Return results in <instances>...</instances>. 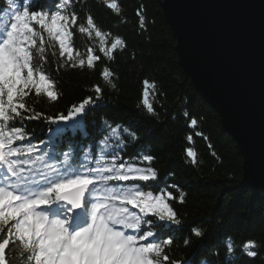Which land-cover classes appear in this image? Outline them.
I'll return each mask as SVG.
<instances>
[{
  "label": "trees",
  "instance_id": "obj_1",
  "mask_svg": "<svg viewBox=\"0 0 264 264\" xmlns=\"http://www.w3.org/2000/svg\"><path fill=\"white\" fill-rule=\"evenodd\" d=\"M19 2L28 3L30 9L35 5L38 10L54 14L60 0ZM108 2L118 4L119 15L106 7L104 0H71L69 6L61 10L62 14L74 12L77 16L76 24L70 27L72 35L68 40L73 48V61L67 60V53L61 56L57 40L49 39L46 32L33 24L44 37V52L38 51L40 41L37 38L33 54L42 57V70L55 82L53 90L59 94V99L52 102L46 94L36 96L33 92L26 98L28 107L47 116L67 115L74 105L96 95L94 86L99 85L103 90L101 99L95 105L87 106L85 114L77 117L75 122H61L59 127L65 131L59 137L49 140L52 129L58 125H50L44 119L23 121L29 138L39 148L33 159L35 156H42L44 160L49 157L63 159V153L69 151L78 158L85 153L98 158L101 148L110 152L115 146L113 141H109L107 147L101 143L110 131L104 122L108 121L112 127H129L138 133L143 143L137 147V142H131L121 153L123 159L144 167L146 162L141 163L137 154L153 155L156 159L152 166L157 170V181L148 183H159L165 189L166 200L168 192L176 197L167 202L181 218L183 230L175 233L169 253L172 259L183 260L185 264H201L202 259H207L210 264H226L224 240L231 236L238 257L234 264H264V190L255 191L243 183V159L237 144L225 131L217 112L200 96L178 64L176 42L159 0ZM7 9V0H0V15ZM138 10L144 16L143 28ZM88 15L101 31L109 34L106 47L110 48L116 37L124 40L126 47H118L113 60H108L99 51L100 42L94 31L91 35L88 31L79 32L81 26L88 28ZM3 18L9 19L7 15ZM90 54L99 55L101 59L94 61L92 68L87 63L80 68L78 59L87 62ZM74 63L76 67L72 66ZM104 68L114 74L110 79L115 88L104 80ZM145 81H148L147 87ZM145 91L155 115L149 114L143 104ZM185 111L188 117L184 116ZM191 118L197 120L194 129L189 127ZM197 131L202 135L196 136ZM189 135L193 136L191 143L187 140ZM17 144L27 147L26 141ZM188 148L197 154L195 163L187 156ZM33 167L46 170L39 162ZM169 184L178 187L170 188ZM152 190L158 194V189ZM181 192L185 193L184 203L178 202ZM193 227L204 230L203 239L191 235ZM185 237H191L188 246L184 245ZM246 241H255L258 245L252 249L258 253L255 258L242 254ZM210 250H218L219 257L209 256ZM8 256L12 264H31L23 259L19 249L8 252Z\"/></svg>",
  "mask_w": 264,
  "mask_h": 264
},
{
  "label": "snow or ice",
  "instance_id": "obj_2",
  "mask_svg": "<svg viewBox=\"0 0 264 264\" xmlns=\"http://www.w3.org/2000/svg\"><path fill=\"white\" fill-rule=\"evenodd\" d=\"M70 2L60 0L55 13L50 14L36 9L35 5L30 9L28 3L7 0L8 9L3 15L9 19L5 21L0 15V264H12L8 252L14 253L17 249L31 264H185L169 254L175 233L183 230L181 218L167 202L176 197L168 192L166 200L165 189L159 183H148L157 181V170L152 166L156 158L138 153L136 158L147 164L140 167L121 155L131 142H137V147L142 145L136 131L120 125L112 127L105 121L110 131L101 143L107 147L113 141L115 146L110 152L101 148L98 158L89 153L78 158L69 151L63 153V159L44 160L42 156L33 159L39 148L29 138L23 121L44 119L50 125H58L52 129L51 140L64 133L65 128L59 127L61 122H75L85 114L87 106L101 99L103 91L99 85L94 86L96 95L74 105L67 115L47 116L27 106L26 98L33 92L36 96L46 94L52 102L59 99L53 90L55 82L42 70V57L33 54L37 38L38 51L44 52V37L33 24L46 32L49 39L57 40L61 56L67 53V60L73 61V48L68 40L77 16L74 12L62 14L61 11ZM104 2L119 15L121 9L116 2ZM137 15L143 28L144 16L140 10ZM86 23L88 28L81 26L79 32L88 31L91 35L94 31L99 38V51L108 60L115 58L113 53L118 47H126L120 37L114 39L110 48L106 47L109 34L100 30L91 15L87 16ZM79 56L77 52L76 57ZM100 59L99 55L90 54L87 62L78 59V66L84 68L87 63L92 68L93 62ZM113 75L108 68L102 71L104 80L115 88L110 79ZM144 83L147 87L148 81ZM143 104L149 114L155 115L147 91ZM184 116H189L187 111ZM196 126L197 120L191 118L189 127ZM195 135L202 133L197 131ZM187 140L191 143L193 136L189 135ZM18 141H26L27 147L17 144ZM186 153L195 163L196 152L188 148ZM37 162L46 170L33 167ZM168 187L178 186L169 184ZM152 189H158V194ZM184 198L185 193L181 192L178 202L184 203ZM191 235L203 239L204 230L193 227ZM191 242V237H185V246ZM224 244L226 264H234L238 257L233 238L228 236ZM257 247L255 241H246L241 252L255 258L258 253L252 249ZM209 256L219 257V251L210 250ZM201 264H210V261L202 259Z\"/></svg>",
  "mask_w": 264,
  "mask_h": 264
},
{
  "label": "water",
  "instance_id": "obj_3",
  "mask_svg": "<svg viewBox=\"0 0 264 264\" xmlns=\"http://www.w3.org/2000/svg\"><path fill=\"white\" fill-rule=\"evenodd\" d=\"M178 64L242 156L243 183L264 190V0H159Z\"/></svg>",
  "mask_w": 264,
  "mask_h": 264
},
{
  "label": "bare ground",
  "instance_id": "obj_4",
  "mask_svg": "<svg viewBox=\"0 0 264 264\" xmlns=\"http://www.w3.org/2000/svg\"><path fill=\"white\" fill-rule=\"evenodd\" d=\"M87 133V132H86Z\"/></svg>",
  "mask_w": 264,
  "mask_h": 264
}]
</instances>
